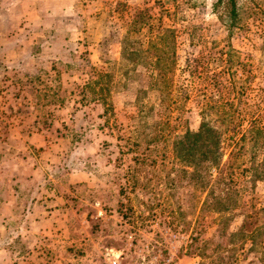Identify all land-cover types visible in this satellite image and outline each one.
Returning <instances> with one entry per match:
<instances>
[{
	"label": "rangeland",
	"instance_id": "rangeland-1",
	"mask_svg": "<svg viewBox=\"0 0 264 264\" xmlns=\"http://www.w3.org/2000/svg\"><path fill=\"white\" fill-rule=\"evenodd\" d=\"M163 5L177 36V80L202 88L222 71L230 47L235 106L264 124V0H236L235 22L226 2ZM145 9L162 12L154 0H0V264H110L117 257L119 264H264V181L251 173L239 180V206L222 223L207 208V191L197 197L153 182L148 193L120 194L128 191L134 154L121 155L119 146L145 87L141 76L127 79L119 69L121 40L129 19ZM187 66L202 69V79ZM100 72L112 75L109 119L85 90ZM199 96L173 112L172 124L181 119L185 129H198ZM155 98L150 93L149 104ZM253 159L264 168V146L239 163L249 167ZM168 194V205L143 204ZM249 213L253 240L240 237Z\"/></svg>",
	"mask_w": 264,
	"mask_h": 264
},
{
	"label": "trees",
	"instance_id": "trees-1",
	"mask_svg": "<svg viewBox=\"0 0 264 264\" xmlns=\"http://www.w3.org/2000/svg\"><path fill=\"white\" fill-rule=\"evenodd\" d=\"M217 2H226L230 18L235 22L238 17L236 0ZM154 3L161 7V14L157 16L146 9L138 10L127 22L121 40L119 69L127 79L141 76L145 87L137 91L135 112L129 115L135 123L127 128V143L119 146L121 155L134 154V166L128 171V191L121 188L120 194L135 190L148 193L154 188L153 182L156 185L164 182L165 187L170 184L169 189L174 193L181 188H190L197 197L207 191V208L217 211L214 221L222 223L227 220L226 212L239 206L241 177L251 173V179L264 181V168H259L254 159L249 167L239 163L249 149L258 150L264 146V124L256 112L243 114L235 106L240 101V93L234 90L231 83L234 82L237 67L234 51L230 47L223 52L222 71L211 78H203L208 82L202 88L191 86L186 80H177L176 31L165 25L163 19L164 14L170 17L171 12L164 9V0H154ZM234 26V23L228 25L229 30L232 31ZM139 67L143 68L142 73L137 72ZM187 69L202 79V69L199 71L189 66ZM96 75L85 90L91 92V102L103 103L105 116L109 119L112 106L107 102V95L112 75L108 72ZM223 76L232 78L225 80ZM150 93L156 96L153 104H149ZM196 93L201 97L198 129H185L181 119L172 124L175 119L173 112ZM150 118L154 120L150 121ZM117 129L124 130L121 127ZM141 175L144 183L139 181ZM171 196H151L152 200H149L150 197L143 204L152 210L171 203L174 198L173 194ZM250 219L249 213L241 227L240 237L253 240L256 229L250 232L246 227L251 226Z\"/></svg>",
	"mask_w": 264,
	"mask_h": 264
},
{
	"label": "built area",
	"instance_id": "built-area-1",
	"mask_svg": "<svg viewBox=\"0 0 264 264\" xmlns=\"http://www.w3.org/2000/svg\"><path fill=\"white\" fill-rule=\"evenodd\" d=\"M110 264H119L118 257L112 260Z\"/></svg>",
	"mask_w": 264,
	"mask_h": 264
}]
</instances>
